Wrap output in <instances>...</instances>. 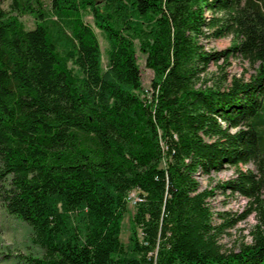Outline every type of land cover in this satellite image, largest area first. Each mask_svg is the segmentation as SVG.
I'll list each match as a JSON object with an SVG mask.
<instances>
[{"label": "trees", "instance_id": "trees-1", "mask_svg": "<svg viewBox=\"0 0 264 264\" xmlns=\"http://www.w3.org/2000/svg\"><path fill=\"white\" fill-rule=\"evenodd\" d=\"M2 3L0 203L42 249L31 264H264V0ZM223 55L251 73L208 78ZM223 166L234 174L201 189ZM214 189L247 200L238 221L255 219L236 250L219 244L234 222L213 224Z\"/></svg>", "mask_w": 264, "mask_h": 264}, {"label": "rangeland", "instance_id": "rangeland-1", "mask_svg": "<svg viewBox=\"0 0 264 264\" xmlns=\"http://www.w3.org/2000/svg\"><path fill=\"white\" fill-rule=\"evenodd\" d=\"M2 6L5 10H9L12 0H2ZM47 2V1H46ZM209 15V14H208ZM26 29H33L34 21L31 15H21L19 18ZM85 22L92 26L101 51V66L104 70L107 64V42L102 33L93 25V20L90 16L85 17ZM233 37L228 36L216 40H208L203 42L204 48L207 51H223L229 48ZM137 64L140 69L142 88L145 91L149 90V84L153 78V73L145 67V56L138 50L136 52ZM251 73V68L246 62H243L238 57L223 55L218 61H212L207 66L208 78L218 80L221 75L225 74L227 78L232 76L245 77ZM213 80V81H214ZM243 169L248 168L254 170L252 165L242 166ZM234 168L223 166L218 172L212 173L209 177H197L201 189L214 188L217 182H221L231 177L234 174ZM214 196L208 200V205L213 213V224L234 222L232 227L225 229L224 233L219 238V244L224 250H236L241 243H249V229L254 225L255 219L253 214L248 215L245 219L238 221V215L243 214L247 207V200L238 194L230 192L220 193L218 190L213 191ZM134 193L129 195L128 211L123 215L120 224V242L127 248L129 236V220L134 212V204L132 198ZM219 213H225L223 218L217 216ZM32 232L29 226L16 217L9 215L4 210L0 203V264H31L29 258H41L42 249L32 241Z\"/></svg>", "mask_w": 264, "mask_h": 264}, {"label": "built area", "instance_id": "built-area-1", "mask_svg": "<svg viewBox=\"0 0 264 264\" xmlns=\"http://www.w3.org/2000/svg\"><path fill=\"white\" fill-rule=\"evenodd\" d=\"M128 200H129V199H128ZM137 201H139V199L134 195L133 198H132V202H133V204H134L135 202H137Z\"/></svg>", "mask_w": 264, "mask_h": 264}, {"label": "bare ground", "instance_id": "bare-ground-1", "mask_svg": "<svg viewBox=\"0 0 264 264\" xmlns=\"http://www.w3.org/2000/svg\"><path fill=\"white\" fill-rule=\"evenodd\" d=\"M128 198H129V196H128ZM128 198H127V199H128Z\"/></svg>", "mask_w": 264, "mask_h": 264}]
</instances>
